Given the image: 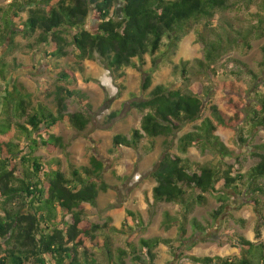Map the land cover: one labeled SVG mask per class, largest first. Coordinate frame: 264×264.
<instances>
[{
  "label": "trees",
  "instance_id": "obj_1",
  "mask_svg": "<svg viewBox=\"0 0 264 264\" xmlns=\"http://www.w3.org/2000/svg\"><path fill=\"white\" fill-rule=\"evenodd\" d=\"M4 1L0 5V264H128L129 257L133 264H154L158 246L172 244L169 238L154 236L137 242L126 237L124 246H115L113 236L128 232L108 221L89 219L87 206L97 205L99 188L105 187L100 157L92 155L89 165L70 164L65 172L59 161L54 160L53 166L35 154L39 147L59 144L54 129L62 122L83 131L92 107L85 91L62 85L55 89L54 110L42 102L33 104L31 93L13 79L7 55L16 50L15 37L37 30L36 43L50 45L48 57L61 58L72 45L79 60L95 56L114 80H121L122 66L132 58L143 61L146 54L153 56L162 47L176 49L195 29L204 53L192 67L206 75L210 85L193 87L186 82L189 61H183L180 72L185 83L175 88L156 85L134 103L142 113L140 130L133 129L129 137L115 134L113 148H137L144 136L170 137L171 144L176 140L179 154L191 147L213 153V161L199 163L165 151L151 172L156 181L152 198L178 204L180 216L186 219L196 205L205 203L207 193L213 194L220 202L212 214L217 219L235 193L250 198L258 226L264 228V143L253 145L250 153L258 160L245 169L238 157L233 163L226 161L234 152L217 134L219 126L238 130V141L244 145L264 128V46L257 70L232 59L227 71L232 79H218L219 61L226 52L250 49L251 40L263 36L264 0ZM239 3L257 8L246 26L227 20L213 25L216 14ZM55 74L64 82L73 77L66 69ZM149 85L146 77L143 90ZM214 91L220 92V98L212 97ZM67 99L78 102L82 111L69 112ZM196 121L193 129L176 137L181 127ZM126 220L122 227L132 234L134 222L142 224L133 211H128ZM176 220L166 214L164 223L170 226ZM191 223L194 229H204L196 219ZM179 226L184 231V223ZM234 240L239 256L185 258L194 264H264V241L253 242L241 234Z\"/></svg>",
  "mask_w": 264,
  "mask_h": 264
},
{
  "label": "rangeland",
  "instance_id": "obj_2",
  "mask_svg": "<svg viewBox=\"0 0 264 264\" xmlns=\"http://www.w3.org/2000/svg\"><path fill=\"white\" fill-rule=\"evenodd\" d=\"M4 3V0H0V5ZM256 9V5L248 7L245 3H239L230 11L216 14L213 25H220L227 20L237 26H246L247 21L252 20V13ZM26 15L25 13L24 17ZM38 35L39 30L32 35L20 33L15 37L16 50L7 55L13 79L31 93L33 104L42 102L54 110L55 89L62 85L85 91L92 107L90 122L83 131H77L67 122H62L54 129L55 135L60 139L59 144L55 148L39 147L35 154L43 162L53 166L57 165L54 160L59 161L60 168L65 172L69 171L70 164L89 165L92 155L103 160L101 178L105 187L99 188L97 205L87 206V213L93 222L108 221L128 232L127 236L119 232L113 236L115 246H124L126 237L137 242L141 237L161 236L171 239L172 244L171 247L164 244L158 246V257L154 264H194L185 256H239L240 251L234 240L237 234L244 235L253 242L264 241V228L258 226V215L249 197L232 193L228 206L217 219L212 214L218 209L220 202L213 194L207 193L205 203L196 205L186 219L180 216L178 204L155 201L152 198V188L156 181L151 172L165 151L178 153L176 140L171 144L170 137L166 140L165 137L144 136L137 148H113L115 134L122 133L129 137L133 129L140 130L142 113L135 108L134 103L146 97L156 85L175 88L185 83L180 72L183 61H189L186 67L190 73L186 82L193 87L198 83L203 86L210 85L207 76L192 67L193 60L202 59L204 53L202 44L197 41L195 29L183 37L176 49L167 50L162 47L154 57L146 54L143 61L132 58L131 63L122 66L124 76L121 80H114L95 56L79 60L72 45L67 48V55L58 59L48 57L45 52L50 50V45L39 46L35 40ZM65 37L70 39L68 33ZM263 46L264 33L261 38L251 40L250 49L236 47L226 52L219 61L218 79H232L233 76L227 72L232 67V59L242 60L257 70L262 59ZM60 69L70 71L73 77L69 81H62L55 74ZM146 77H149L150 85L143 90ZM2 86L0 82V88ZM220 96V92H216L212 97L218 99ZM219 104L223 108L221 100ZM67 110L77 112L82 111V107L75 100L67 99ZM198 122L181 127L176 137L193 129ZM217 134L233 149L232 158H226L228 163H233L234 157H238L247 169L258 160L250 152L254 151L253 145L264 143V128L254 133L244 145L238 141V130L219 126ZM179 155L188 156L199 163L213 161L216 157L209 151L201 152L195 147L189 148L186 154ZM128 211H133L137 220L140 217L142 221L141 225L134 222L133 234L127 227H122L127 221ZM166 214L177 219L170 226L164 223ZM191 219H196L204 229L192 228ZM181 223H184V231L180 230ZM127 262L133 264L130 257Z\"/></svg>",
  "mask_w": 264,
  "mask_h": 264
}]
</instances>
